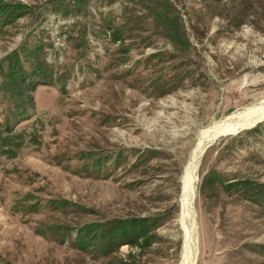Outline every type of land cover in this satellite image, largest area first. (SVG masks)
<instances>
[{"label":"rangeland","instance_id":"rangeland-1","mask_svg":"<svg viewBox=\"0 0 264 264\" xmlns=\"http://www.w3.org/2000/svg\"><path fill=\"white\" fill-rule=\"evenodd\" d=\"M152 2L174 8L187 47L156 25ZM3 5L24 6L10 23L0 15V66L15 56L36 80L35 90L22 83L35 106L24 101L33 117L17 130L40 141L0 160V264H180L181 177L192 149L264 101V0ZM39 65L45 71L30 75ZM2 74L0 124L14 121L16 103ZM260 120L211 139L199 158L192 264H264V204L221 184L264 183ZM133 216L158 217L148 247L123 244L107 256L76 247L85 224Z\"/></svg>","mask_w":264,"mask_h":264},{"label":"trees","instance_id":"trees-1","mask_svg":"<svg viewBox=\"0 0 264 264\" xmlns=\"http://www.w3.org/2000/svg\"><path fill=\"white\" fill-rule=\"evenodd\" d=\"M72 1L75 5L79 2V0ZM167 5L170 7L169 3ZM23 7L24 6L20 5H3L0 7V15L5 14L6 18L4 21L10 23L9 21H12L18 13H21ZM159 7L162 8H158V5L153 2L148 6L149 14L152 16L153 21L156 25L165 30L166 36L171 41L187 47L189 43L181 29V25L177 21L175 14L170 13L174 8L172 7V10L169 11L166 8L167 6L162 5ZM110 30V37L112 40L121 39V31L119 28L111 27ZM17 60L15 56H12L10 58L8 70L6 71L3 66H0V71L3 73L2 77H5L6 88L10 91L9 99L16 102L13 110L15 111L13 112L14 121L11 122L7 117L6 121L0 124V160L2 156L6 158L15 157L19 150L28 143H38L40 141L39 137L32 132L28 134L25 130H17L18 126L24 120L33 117L32 112L27 109L26 105L30 104L32 107L33 105L35 106L32 94L21 95L22 92H20V90L22 83L27 82V86H29L31 90H35L37 86L36 80H29L30 76L26 77L23 71L17 70ZM44 71L45 67L39 65L35 68L33 67L30 75L34 76L36 73H42ZM24 101L26 105H24ZM208 180H212V178ZM221 184L224 189L234 188L239 190L243 198L255 204H264L263 182L241 179L228 183H224L221 180ZM53 201L57 202L59 200ZM157 223L158 217L133 216L127 218H112L102 222L85 224L77 234L75 245L82 251H89L92 249L91 251H95L94 253L99 256H107L123 244L144 249L152 243L154 238L152 231L158 225ZM116 263L133 264L124 259H118Z\"/></svg>","mask_w":264,"mask_h":264},{"label":"bare ground","instance_id":"bare-ground-1","mask_svg":"<svg viewBox=\"0 0 264 264\" xmlns=\"http://www.w3.org/2000/svg\"><path fill=\"white\" fill-rule=\"evenodd\" d=\"M258 106V105H257ZM264 118V101L259 105L257 111L253 112L248 120H245L242 114H233L226 117L224 120L217 123L210 130L198 140L197 144L192 149L189 162L184 169L181 177L182 194H181V224L184 228V243L181 253L180 264H192L193 262V249L195 243L194 232V214L193 213V194L195 191V183L198 180V162L205 147L210 140H214L220 134L240 130L243 127L254 125L258 120ZM192 214V218L190 215ZM189 217L191 220L188 221Z\"/></svg>","mask_w":264,"mask_h":264},{"label":"water","instance_id":"water-1","mask_svg":"<svg viewBox=\"0 0 264 264\" xmlns=\"http://www.w3.org/2000/svg\"><path fill=\"white\" fill-rule=\"evenodd\" d=\"M260 121H262V120H260ZM260 121H259V122H260ZM243 129H245V128H243ZM241 130H242V129H241ZM237 131H238V130H237ZM237 131H235V132H237ZM239 131H240V130H239Z\"/></svg>","mask_w":264,"mask_h":264}]
</instances>
